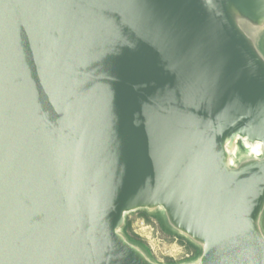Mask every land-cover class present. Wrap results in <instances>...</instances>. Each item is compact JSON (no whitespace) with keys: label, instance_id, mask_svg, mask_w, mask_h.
<instances>
[{"label":"water","instance_id":"obj_1","mask_svg":"<svg viewBox=\"0 0 264 264\" xmlns=\"http://www.w3.org/2000/svg\"><path fill=\"white\" fill-rule=\"evenodd\" d=\"M260 46L264 0H0V264H264Z\"/></svg>","mask_w":264,"mask_h":264},{"label":"rangeland","instance_id":"obj_2","mask_svg":"<svg viewBox=\"0 0 264 264\" xmlns=\"http://www.w3.org/2000/svg\"><path fill=\"white\" fill-rule=\"evenodd\" d=\"M259 49L263 54L264 46H260ZM128 220H132L133 233L139 235L148 244L157 261L167 262L168 258L180 261L186 258V247L176 238L163 237L153 217V223L145 221L146 226L141 225L144 219L140 216V212L132 213Z\"/></svg>","mask_w":264,"mask_h":264},{"label":"trees","instance_id":"obj_3","mask_svg":"<svg viewBox=\"0 0 264 264\" xmlns=\"http://www.w3.org/2000/svg\"><path fill=\"white\" fill-rule=\"evenodd\" d=\"M140 216L145 220L147 221L148 223H153L152 221V217L148 216L146 213L144 212H140ZM157 222V227L161 233V235L163 237H172V238H176L177 240H179L180 243H182L185 247H186V250H187V256L185 259H190V258H193L195 256H197L199 254V250L194 246L192 245L191 243H189L188 241L184 240L183 238H181L180 236H176L174 235L169 229H167L163 223L158 219V218H154ZM125 232L127 233V235L132 239V240H135L137 241L139 244L143 245V246H146L148 248V250L150 252L151 251V248L148 246V244L137 234L133 233L132 231V220H127V224H126V227H125ZM167 262L168 263H175L177 262L176 260L172 259V258H168L167 259Z\"/></svg>","mask_w":264,"mask_h":264},{"label":"snow or ice","instance_id":"obj_4","mask_svg":"<svg viewBox=\"0 0 264 264\" xmlns=\"http://www.w3.org/2000/svg\"><path fill=\"white\" fill-rule=\"evenodd\" d=\"M105 71L108 72L110 77H115L117 75V73L114 69H105Z\"/></svg>","mask_w":264,"mask_h":264},{"label":"built area","instance_id":"obj_5","mask_svg":"<svg viewBox=\"0 0 264 264\" xmlns=\"http://www.w3.org/2000/svg\"><path fill=\"white\" fill-rule=\"evenodd\" d=\"M141 225H142V226H146V224H145V220H142V221H141Z\"/></svg>","mask_w":264,"mask_h":264}]
</instances>
